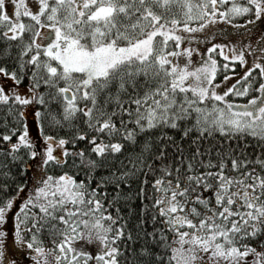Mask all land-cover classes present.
Returning a JSON list of instances; mask_svg holds the SVG:
<instances>
[{
  "label": "snow or ice",
  "instance_id": "1",
  "mask_svg": "<svg viewBox=\"0 0 264 264\" xmlns=\"http://www.w3.org/2000/svg\"><path fill=\"white\" fill-rule=\"evenodd\" d=\"M14 2L13 16L0 0V35L18 41L16 68L0 74L19 85L30 72V91L0 84L9 105L0 153L8 169L23 146L40 172L11 194L0 185V226L14 217V242L32 264H264V34L203 53L194 46L214 41L218 21L264 19V0ZM218 70L228 75L217 80ZM37 103L39 151L26 115ZM78 115L83 129L72 123ZM45 124L74 132L57 138ZM69 157L75 174L47 171ZM7 235L0 227V264H17Z\"/></svg>",
  "mask_w": 264,
  "mask_h": 264
},
{
  "label": "trees",
  "instance_id": "2",
  "mask_svg": "<svg viewBox=\"0 0 264 264\" xmlns=\"http://www.w3.org/2000/svg\"><path fill=\"white\" fill-rule=\"evenodd\" d=\"M26 2L29 4L30 7H33V8L35 7L36 0H26ZM5 7L9 11V14L14 16L15 14L14 0H6ZM21 18L25 20V23H28L27 17H21ZM237 22H238L237 20H234L233 24L229 25L225 21H218L217 24L211 29V34L214 35L215 37L214 41H204L203 36H201L200 42H194V46L200 48L201 52L203 53L206 51L207 45L210 44L211 42L224 43V44H229V43L237 44L238 42L248 43L249 41H252L253 43H258V37L264 33V19L254 21L251 25H242L240 27L236 26ZM0 31H2V29H0ZM28 38H29V34L25 33V40H27ZM9 43L13 45L12 50H11L12 55L7 58L0 56V66H6L9 70H12L13 68H16V57H17V52H18V49L16 48V44L18 43V41L5 40V38L2 35H0V51H3ZM246 55L250 59L253 53L249 52ZM194 59L199 60L200 55L194 54ZM216 59L220 63L224 62L223 57H220L219 55H216ZM17 71L19 72V69H17ZM231 71H234L237 75H239L242 73V68L240 64L237 62L236 68ZM30 75L31 73L29 72V74L25 76L24 79L21 80L19 84L21 86H28ZM224 75H228V72L218 70L217 80H222ZM4 77L6 76H4L3 74H0V84ZM142 78L143 77H141V79ZM235 79H236L235 76H229V81L225 83H232L235 81ZM221 87H223V85H221ZM40 90L43 91L44 90L43 87H41ZM232 98L235 99V97H232ZM240 99H243V98H240ZM35 106L39 107V104L37 103ZM8 107L9 105L0 103V133L7 131V129L4 127V118L7 113ZM51 107L59 110V107H60L59 100L57 99L56 101H53L51 104ZM7 121L11 127H17V128L19 127V125L16 122H14L12 114L7 115ZM72 123L79 124L80 127L83 129L84 128L83 116L78 115V118L73 120ZM73 132H74V129H68V128L57 127L55 129H50L47 126V124H45V134L51 133L57 138H59V136H62V135H72ZM193 135H195V132L193 133ZM16 138H17L16 135L12 136L13 142H15ZM78 145L83 147L87 145V141L86 140L78 141ZM0 148L7 149V143L4 142L2 139H0ZM41 149L42 148H40L39 150ZM27 151L28 149L22 146L21 149H19L18 154L23 156V160L17 163H14V164H9L8 169H5L3 165L8 163L9 158H7L5 155L0 153V185H3L5 183L9 185V193L7 194H11L12 192H15L16 186L19 183L26 182L30 186L32 184L33 177L36 175V173L40 172V169L37 168L36 166L39 157H36V158L29 157L27 155ZM93 158H95L94 153H93ZM119 160H120V157L117 156L115 158V161L111 162V166L115 167L119 163ZM24 161H27V164L30 165V167H28L25 172H21L20 170L21 164H23ZM9 169L11 170V177H5L3 173L8 171ZM61 170L71 171L73 172V174L77 172V170L72 167L71 157H69V163L66 165L52 164L47 168V171L53 175H58ZM107 170L108 169H98L96 172V175L100 176ZM79 171H80V174L77 175V179L82 178L83 172L87 171V169L81 168ZM12 177H14L15 179H13ZM93 183H95V181H93ZM2 194L4 193H0V195ZM26 196H27V190H23L20 192V197H26ZM138 203L139 202L137 201V203L133 204L132 207L134 208L138 207ZM0 227H3L5 232L9 233V235H7L4 238V246H5L7 256L13 260H16L17 264H32V259L28 255L27 249H22L15 242H14V246H12L9 242L10 240L14 241V235H15L14 219L11 223L9 221L8 223ZM41 238L45 239V242H47L46 235L42 236Z\"/></svg>",
  "mask_w": 264,
  "mask_h": 264
},
{
  "label": "rangeland",
  "instance_id": "3",
  "mask_svg": "<svg viewBox=\"0 0 264 264\" xmlns=\"http://www.w3.org/2000/svg\"><path fill=\"white\" fill-rule=\"evenodd\" d=\"M1 84H4L6 86V91H7V87H10V86L17 87L21 91V93H24L26 91H30V89H28V86H21L20 84L14 85V81L10 77H4ZM33 107H36V106L35 105H29L26 108V115H27V120H28V125H29V135L34 140H36V150H39L44 145H46V142L43 141L42 137L40 136L39 129L37 126V122L35 121L34 116H33V111H32ZM54 152L60 153V152H62V149L56 148V149H54ZM13 219H14V217H12L9 220L10 223L13 221ZM9 242L12 246H14L13 240H10ZM6 256H7V253H6Z\"/></svg>",
  "mask_w": 264,
  "mask_h": 264
}]
</instances>
